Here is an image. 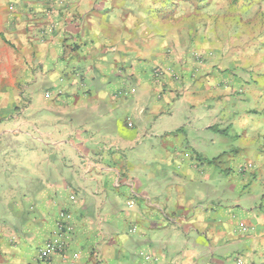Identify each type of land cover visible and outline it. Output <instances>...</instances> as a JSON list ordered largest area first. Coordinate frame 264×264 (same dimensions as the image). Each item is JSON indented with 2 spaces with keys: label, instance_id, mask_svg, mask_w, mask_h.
<instances>
[{
  "label": "crops",
  "instance_id": "1",
  "mask_svg": "<svg viewBox=\"0 0 264 264\" xmlns=\"http://www.w3.org/2000/svg\"><path fill=\"white\" fill-rule=\"evenodd\" d=\"M263 67L264 0H0V264H264Z\"/></svg>",
  "mask_w": 264,
  "mask_h": 264
},
{
  "label": "built area",
  "instance_id": "2",
  "mask_svg": "<svg viewBox=\"0 0 264 264\" xmlns=\"http://www.w3.org/2000/svg\"><path fill=\"white\" fill-rule=\"evenodd\" d=\"M61 231L60 234L62 233H67L68 228H65V226L60 227ZM64 240L59 239L57 240H50L45 248L43 250H40L39 253V259L36 260L35 264H52L51 260V254L61 251L64 247Z\"/></svg>",
  "mask_w": 264,
  "mask_h": 264
},
{
  "label": "rangeland",
  "instance_id": "3",
  "mask_svg": "<svg viewBox=\"0 0 264 264\" xmlns=\"http://www.w3.org/2000/svg\"><path fill=\"white\" fill-rule=\"evenodd\" d=\"M261 71H264V67L261 69ZM34 86L36 89L33 91L27 87H23L20 91V105L26 106L28 112L31 110V107L29 106L33 100L41 104L44 103L42 97L44 96L45 86H41L39 83H35Z\"/></svg>",
  "mask_w": 264,
  "mask_h": 264
}]
</instances>
